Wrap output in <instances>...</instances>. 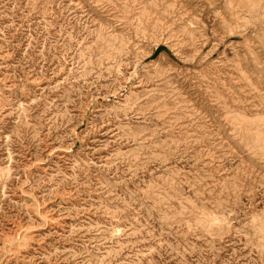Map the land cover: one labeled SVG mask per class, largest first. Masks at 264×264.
Here are the masks:
<instances>
[{
  "label": "rangeland",
  "instance_id": "1",
  "mask_svg": "<svg viewBox=\"0 0 264 264\" xmlns=\"http://www.w3.org/2000/svg\"><path fill=\"white\" fill-rule=\"evenodd\" d=\"M0 264H264V0H0Z\"/></svg>",
  "mask_w": 264,
  "mask_h": 264
}]
</instances>
